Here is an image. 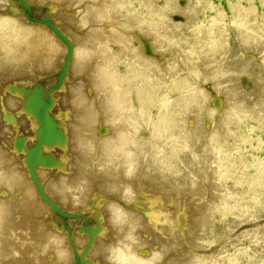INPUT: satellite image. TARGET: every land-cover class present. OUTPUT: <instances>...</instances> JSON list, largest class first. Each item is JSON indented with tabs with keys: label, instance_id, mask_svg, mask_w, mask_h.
<instances>
[{
	"label": "bare ground",
	"instance_id": "1",
	"mask_svg": "<svg viewBox=\"0 0 264 264\" xmlns=\"http://www.w3.org/2000/svg\"><path fill=\"white\" fill-rule=\"evenodd\" d=\"M36 1L46 14L35 8L29 19L32 14L16 15L18 0H0V264H214L209 253L167 261L141 251L149 242L166 241L168 224L189 217L191 195L207 184L199 183L194 193L195 182L213 180L217 191L219 173L201 167L208 170L209 153L220 164L235 158L244 142L237 113L264 119V87L249 96L241 89L263 72L244 62L233 77L210 72L229 38L224 28L217 30L223 27L218 18L196 28L193 20L209 8L203 0H170L168 6L159 0ZM137 1L149 4L147 12L161 20L164 34L133 10ZM235 5L240 42L261 46L256 14ZM66 7L74 13L64 25L57 11ZM19 18L28 20L21 24ZM185 30L195 38L184 37ZM170 49L185 56L156 60L155 53L166 57ZM231 81L236 87L240 81L244 98L229 90L233 83L222 87ZM217 96L242 102L229 111L224 102L214 103ZM238 165L235 160L220 181L239 179ZM213 198L202 205L205 217L198 222L205 228L214 214L227 219L248 211L223 196ZM204 232L198 239L211 238ZM198 244L197 250L206 249ZM236 256L228 257L229 264H242Z\"/></svg>",
	"mask_w": 264,
	"mask_h": 264
},
{
	"label": "rangeland",
	"instance_id": "2",
	"mask_svg": "<svg viewBox=\"0 0 264 264\" xmlns=\"http://www.w3.org/2000/svg\"><path fill=\"white\" fill-rule=\"evenodd\" d=\"M154 1L156 3L158 0H154ZM159 1H160V4L162 6H168L170 4V0H159ZM203 1H204V3L209 5V8L203 9L200 11L201 14L204 16H200L201 18L199 17V19L193 20L196 28L202 27L204 25L207 26L208 25L207 20H209L211 18H218L220 23H222L223 27H220L217 30L221 31V29L224 28V30L227 31L228 38H229V44H228L226 51L215 58L214 64L211 66L210 72L218 74V72H221V71H226V72L230 71L229 74L231 77H233L235 75H238V72H239L238 68L240 65H241L240 67H243L242 65L245 63L247 68H250L253 65V66H256L255 68L258 67L260 69L259 70L257 68V71L259 70V74H260V72H263V74H260L262 77L260 76V78H258L259 77V75H258V77H257L258 81L256 80L257 82L255 81V79H254L255 77H254L253 78L254 80L252 79L253 82L251 81V83L245 82L241 86V83L239 81V84L241 87H243V88H241V89H243V91L245 89L246 92L244 91V93H246V95H248V94L250 95V93H252V91L258 86H260V88L262 89L264 87V85H263L264 84V42L261 44V46L259 45L258 47H255V48L246 47L245 44H242L240 42V40L237 36V33H236L237 29H236L235 24H234L232 9L234 8L235 4H236L235 6H238L241 9L244 8L245 10H246V8L250 7L247 10H249L250 12L252 11V13L254 12L253 14H256V16L254 15V18L256 19V21L258 19L259 20L258 22L259 23L261 22L260 23L261 24L260 29H259V23L257 22L258 31L261 30L260 31L261 34L259 33V36L264 37V26H263L264 25V0H203ZM26 2H28V1H26ZM146 2L149 3V1H147V0H146ZM28 3H29V5H23V4H28ZM28 3H24V1L19 2V0H18L17 7L19 9H17L16 15L24 14V13L27 15L32 14L29 16L30 18L26 15L29 19H31L33 16L32 11L35 13L36 9H37V11H40V14H42V13H44V11L46 9L44 6L42 7L38 4L36 5V7H34L35 4L37 3L36 0H34L33 2H32V0H30V2H28ZM147 3L143 4V3L137 1L133 4V10L136 13H138L140 16L148 17L149 22H150V26L153 28L151 30H153L157 33H160L159 35L164 34V30L162 27L161 20H159V18L158 19L153 18L156 15H151L152 13L147 12L146 6L149 5ZM239 4H240V6H239ZM66 8L68 9V11L65 8H63V9L60 8L57 11L58 13H60L62 11L61 13L63 16H62L61 21L64 22V25H65L66 21L69 22L68 21L69 17L71 15H73V13H74L70 7H66ZM32 9H34V10H32ZM42 9H43V11H42ZM20 11L24 12V13H21ZM194 13H195V11H192V10L190 11V14H194ZM44 14H46V12ZM64 14H66V15H64ZM256 17H258V18H256ZM261 18H262V20H261ZM189 19L190 18H188V20ZM23 20L22 19L20 20V18H19L18 21L19 22L21 21L22 23L21 22L20 23L24 24L25 22H27L28 19H26V21H23ZM63 20H65V21H63ZM185 22H186V20H185ZM262 23H263V25H262ZM66 24H69V23H66ZM183 33L186 34L184 37H191L192 36L195 38V33L192 31L185 30ZM155 39L156 38H154L153 40H155ZM143 47H145V46H143ZM184 49L188 55V58H192L194 56V54L192 52H190L188 45H185ZM170 51L173 52L172 53L173 55L167 54V53H171ZM170 51H167L165 53L166 57H163L162 55H158L159 53L158 54L155 53V55H157V57L158 56L160 57L159 59L156 58V60H158L160 62H164L168 59V56L169 57L173 56L174 59H180V56H181V59H182V56L184 55L181 52H178L176 49H173V51L170 49ZM176 56H178V58ZM164 58H167V59L164 60ZM242 62H244V63H242ZM220 66H222V67H220ZM235 66H238V68L236 67V69L234 70ZM198 67L203 68L206 66L198 65ZM247 68H246V70H247ZM223 69H225V70H223ZM252 69H254V67ZM232 71L233 72L235 71V73H233ZM195 72H196V69H195ZM261 78H262V80H261ZM261 81H263L262 85L260 84ZM193 82H194V80H192V83ZM236 82H238V81L236 80ZM258 82H259V85H258ZM228 83H229V85H227ZM228 83L226 85L224 84L225 86H223V84H222V87H224V88L228 87V89H229V87L232 85L229 90L239 92L238 93L239 98L245 97L242 94L243 93L242 90L239 88L240 86L236 87L237 85H234L235 84L234 81L233 82L231 81ZM231 83H233V84H231ZM174 97L177 98L176 95ZM217 99H218V96L214 98V100H217ZM219 99H220V97H219ZM219 99H218V101H214V103L215 102H224V100H225V98H224V100H222V99L219 100ZM226 100H228L227 102H229V100L231 102L229 104L226 103V101L224 102L225 104H227L226 106L228 108H230L229 111L231 110L233 105L235 106V104H236L237 106H239L240 102H242V101H239V103H237L238 102L237 99H235V101L233 100L234 102L231 99H226ZM233 103H235V104H233ZM230 104H232V105H230ZM257 106H258V103L255 102V104H254L255 109L257 108ZM259 108L264 109V104L259 105ZM235 117L237 118V120L239 122L240 135H241L242 140L244 141V142L240 143L237 150L232 153V155L234 154L235 158H232V162L230 164H228V163H225V164L221 163L220 164L218 162L217 158L213 154L209 153L206 155V157H208L206 160L211 161L207 165L208 170H206V168H202L200 165L203 173L207 172V171L212 172L213 168L215 169V170L213 169V171H217L219 173V178H218V182H217V186H218L217 191H216L217 187H215L216 184L213 180L211 182L212 183L214 182V185L212 184L213 188H211V189H209V187L211 186V185H209V184H211L210 181L205 180L202 183L201 182H198V183L195 182L192 185V188L194 189V190H192V192H194V193L197 192V190H198L197 187L202 186V185H199V183L203 184V186H205L204 183L207 182L205 187L207 188V186H208V189L206 191L205 190L206 188L202 187L205 191H202L203 193H201L200 190H203V189L200 187L201 189L198 191L201 195L198 194V196H197V194H196V196H197L196 197L195 195L192 194L196 198L195 197L193 198V196L191 195L190 198L192 199V202H193V207L191 208V213L189 214V217L186 216L188 218L185 217L183 220H180L181 223L179 222L178 226L176 224L173 225V223L168 224V222H166V224H168L167 230H169L168 232L171 235H169V233H168V235L170 237L168 236V238H166V241H164V242L165 243L169 242V246H168V244H164V242L162 241L165 238L164 239L160 238L161 242L159 241L160 239L158 240V242H160L162 245L158 242H157L158 243L157 244L156 243L157 240L149 242L150 246L148 243H146L148 245H146V246L143 245L144 247H142V249L144 248V250H142L141 253L143 251H145L148 253V255H150V256L152 255L151 257H153L156 254L157 255L161 254L160 257L162 256V258H164L161 260L166 259L167 261L169 259L170 260L173 259L174 256H175L174 258H176V259L179 256H183V257L187 258L193 252L194 253L199 252L202 255H206L207 253H209V255L210 254L213 255L212 257L214 259H212V262L214 264L215 263L216 264H229L230 261H228V257H231L233 255H237L236 260L238 262L240 261L242 264H250V263L264 264V238L262 239V237H264V121H263L264 119L261 120V118H259L260 119V121H259L257 117L251 116V114H247L244 111H242L241 113H237L235 115ZM254 118H256V119H254ZM263 118H264V116H263ZM235 160L239 164L237 169H236V175L238 176L239 179H236L235 176L234 177L230 176L227 178H223V179H225L223 182L220 181V176L221 175L223 176V174L226 172L228 167L231 168V166L233 165ZM241 160H242V162H240ZM186 162H187V160L183 159V165L185 167H186ZM189 163L190 162H188V164ZM96 174H98V173H96ZM97 185L99 186V184H97ZM214 187H215V189H214ZM196 188H197V190H195ZM119 189L123 190L124 188L121 187V185H119ZM188 192H186V193L188 194ZM219 195L221 197L223 196L225 199H228L231 202H239L240 204H244V206L246 208H248V211L236 213L227 219H221L220 216H218L217 214H214L212 216V218L209 220V222L206 224V228H205V225L202 226V224L200 222H198L200 220L203 221V218L205 217L204 214L203 215L201 214L204 217H201V215H200V213L204 212L202 207L205 206V204L207 206L210 203H212L210 201L214 200L213 197H220ZM199 197L201 199H199ZM183 198H185V197H183ZM191 199H189V200L191 201ZM198 199H199V203L200 202H203V203L199 204L198 202H196V203L194 202V201H197ZM200 200H202V201H200ZM42 201L45 204L47 203L43 199H42ZM195 205H198L201 207L199 208L196 206L197 207L196 208ZM182 206H183V208H185V206H187V205L184 203ZM193 208H195L197 210L200 209L201 211L199 210V212H198L199 214H197L196 213L197 210H196L194 212L195 214L192 217L191 214H193L192 213ZM199 217H201V219H199ZM198 224H200V225H198ZM172 226H173V228H172ZM199 226H202L201 227L202 229L199 228ZM197 229H199V230H197ZM200 229L202 231H200ZM211 229L213 231L214 230L216 231V237H214V232L210 231ZM222 230L224 231V233L222 232ZM200 232H204L203 233L204 236L206 235V233L211 235V238L208 237L205 239L202 236V238L198 239V237H200L202 235V233L199 234ZM226 232H229V233H226ZM194 233H196V234H194ZM224 234H227V236H225ZM179 238L181 239V241ZM184 238L188 241L187 243L185 242L186 240ZM216 239H218V240H216ZM171 240H172V243H171ZM222 241H224V242H222ZM154 242L157 245H155ZM198 242L199 243L201 242L202 245H204L206 247V249H204L202 251L197 250V249H199V246L201 245V244H198ZM159 244L161 246H166V247L168 246L167 247L168 249L166 247H164V248L161 246L159 247ZM171 244H173V245L170 246ZM216 244L219 246H217ZM151 245L153 247L157 246L158 250H157V247H154V248H156V250H155ZM145 247H147V248L149 247L150 248L149 250L153 249V251L150 252L147 249L145 250ZM170 247L173 248V249H171L173 252H171L169 250ZM208 247H210V249ZM160 248H161V250H160ZM166 250L167 251L169 250V251L167 252ZM157 251H158V253H156ZM187 252H190V253H187ZM214 252H215V254H214ZM151 253H153V254H151ZM140 255H142V254H140ZM169 255L171 257H169L167 259V257ZM177 255H178V257H177ZM214 255L216 257H214ZM156 262H161V261L155 260L154 263L156 264ZM163 262L159 263V264H164ZM165 263H166V261H165ZM173 263L174 264H177V263L181 264L179 262L172 261L171 264H173Z\"/></svg>",
	"mask_w": 264,
	"mask_h": 264
}]
</instances>
